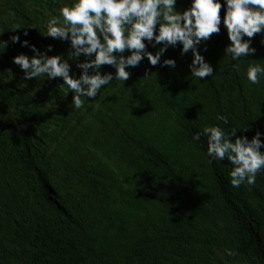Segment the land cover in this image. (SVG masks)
Returning a JSON list of instances; mask_svg holds the SVG:
<instances>
[{
	"label": "trees",
	"instance_id": "1",
	"mask_svg": "<svg viewBox=\"0 0 264 264\" xmlns=\"http://www.w3.org/2000/svg\"><path fill=\"white\" fill-rule=\"evenodd\" d=\"M73 2L0 0V264H264V169L255 185L234 188L230 162L193 139L211 125L249 140L264 133V77L255 85L246 75L264 65V34L254 55L234 61L222 8L221 32L200 46L212 77L191 76V51L169 47L161 64L173 58L174 69L145 58L74 110L62 78H24L13 58L34 53L11 42L19 35L66 58L70 43L43 35Z\"/></svg>",
	"mask_w": 264,
	"mask_h": 264
},
{
	"label": "clouds",
	"instance_id": "2",
	"mask_svg": "<svg viewBox=\"0 0 264 264\" xmlns=\"http://www.w3.org/2000/svg\"><path fill=\"white\" fill-rule=\"evenodd\" d=\"M177 3L178 0H74L71 5L60 7L58 15L46 20L43 35L69 42L67 57L63 54L49 56L52 45L41 52L28 40L21 42L19 35H13L12 43H21L34 53L32 56L21 53L13 62L23 70L26 80L62 78L60 88L66 87L73 94L70 106L76 110L83 109L86 100L91 104L90 98L100 96L102 89L112 81H127L131 76L128 69L138 67L145 58L152 66L160 64L174 69L176 60L173 58L164 59L161 64L169 47L182 45V56L191 51L193 58L188 65L191 76L200 80L212 77L214 67L201 54L200 46L204 44L206 52V42L213 34L221 32L222 8L223 26L229 40L224 54L235 61L256 53L252 43L257 34H264V0H190V5L183 9H178ZM17 29H21L18 24L13 26V30ZM24 35H28L27 31ZM157 45L160 47L155 54L148 50L149 46L157 48ZM7 46L8 42L0 41L4 50ZM81 56L83 61H80ZM69 61L77 62L76 67L81 70L78 77L70 74ZM104 65L112 66L115 72L102 74ZM246 75L248 81L259 85L264 77V65L250 64ZM148 76L146 74L145 79ZM217 118L228 123L226 116ZM236 133L211 125L204 127L202 134L195 133L193 139L200 141L203 135L207 138V156L213 161L227 159L230 162L232 187L252 186L257 174L264 169V151H261L264 133L257 131L251 140ZM233 136L234 141L230 138ZM226 253L234 255L230 249Z\"/></svg>",
	"mask_w": 264,
	"mask_h": 264
}]
</instances>
